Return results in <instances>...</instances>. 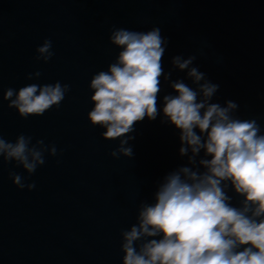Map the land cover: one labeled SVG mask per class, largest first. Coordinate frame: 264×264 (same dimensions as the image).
I'll return each instance as SVG.
<instances>
[{"label": "water", "instance_id": "obj_1", "mask_svg": "<svg viewBox=\"0 0 264 264\" xmlns=\"http://www.w3.org/2000/svg\"><path fill=\"white\" fill-rule=\"evenodd\" d=\"M154 27L167 41L162 59L171 80L193 86L171 60L195 56L192 66L219 85L212 102L234 101V115L256 119L264 132V0H0L2 89L70 86L60 106L39 117L21 118L8 101L0 105L6 140L23 134L58 153H45V164L26 180L36 185L31 191L9 178L27 177L22 167L0 166V264H122L121 232L136 223L140 203H151L163 177L187 166L180 133L161 123L162 115L135 125L131 158H113L119 140L105 141L104 129L87 119L91 78L120 51L109 43L112 30ZM45 39L54 52L47 64L35 59ZM36 71L41 77L28 80ZM169 93L161 78V109ZM228 194L238 207L241 198L231 188Z\"/></svg>", "mask_w": 264, "mask_h": 264}, {"label": "clouds", "instance_id": "obj_2", "mask_svg": "<svg viewBox=\"0 0 264 264\" xmlns=\"http://www.w3.org/2000/svg\"><path fill=\"white\" fill-rule=\"evenodd\" d=\"M109 43L120 49L116 59L92 76L87 119L104 129L102 139L119 140L113 158H131L130 135L135 125L147 118L163 116L179 131V155L187 166L168 173L158 184L152 202H141L137 221L121 232L122 264H264V132L256 119L234 115L238 105L214 103L219 85L207 80L196 57L172 58L173 69L187 71V79L171 80L165 74L163 56L167 41L159 27L149 31L114 28ZM52 40L36 49V61L47 64L54 52ZM42 73L27 76L38 80ZM161 78L173 93L159 105ZM2 91L0 105L8 101L21 118L39 117L58 108L70 91L68 84L30 83ZM31 136L19 135L14 142L0 132V166L15 163L27 177L10 172L20 190H33L26 183L46 162L45 153L57 156L55 145ZM203 152V156H201ZM210 157V158H209ZM231 188L240 197L233 206Z\"/></svg>", "mask_w": 264, "mask_h": 264}]
</instances>
